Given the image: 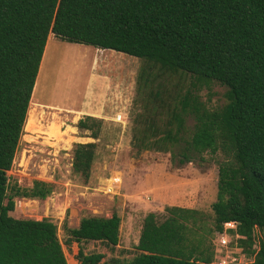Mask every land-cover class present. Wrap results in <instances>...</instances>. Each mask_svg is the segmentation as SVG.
Returning a JSON list of instances; mask_svg holds the SVG:
<instances>
[{
  "label": "trees",
  "instance_id": "16d2710c",
  "mask_svg": "<svg viewBox=\"0 0 264 264\" xmlns=\"http://www.w3.org/2000/svg\"><path fill=\"white\" fill-rule=\"evenodd\" d=\"M49 33L61 40L111 49L142 60L130 145L202 162L218 151L213 226H197L198 210L165 206L147 213L131 257L102 260L84 253L79 264H217L208 235L226 232L243 264H264V0H0V264H67L56 224L15 218L14 198H47L50 182H11V168ZM226 87V102L208 108L202 83ZM194 119L192 131L185 122ZM101 120L77 126L97 138ZM95 143H77L72 169L88 177ZM120 216L63 222L64 243H119ZM233 222L224 229V223ZM197 228L198 232L194 230ZM197 235V236H196ZM126 252V250H122Z\"/></svg>",
  "mask_w": 264,
  "mask_h": 264
},
{
  "label": "rangeland",
  "instance_id": "374dc122",
  "mask_svg": "<svg viewBox=\"0 0 264 264\" xmlns=\"http://www.w3.org/2000/svg\"><path fill=\"white\" fill-rule=\"evenodd\" d=\"M48 36L12 165L6 175L20 186H30L34 180L50 182L53 191L43 200L15 197L10 214L15 218L53 221L67 264H79L76 258L79 246L84 253H103L101 261L131 257L146 214L155 213L157 220L163 218V187L200 180L204 187L191 197L197 201L196 224L211 229V203L216 198L218 166L225 156L218 151L205 154L202 162L180 163L169 153L143 151L135 155L130 137L132 119L141 109L136 81L142 60L115 52L124 61L113 58L108 61L110 64H104L97 57L101 53L99 48L67 42L53 33ZM103 74L104 81L109 78L114 83L123 81V87L120 86L123 102L117 109L99 103L107 91L105 88L99 91L102 94L98 102L91 100L92 94L100 89ZM225 91V86L210 81L202 83L198 93L208 108H216L226 102ZM85 116L102 121L97 138L90 136L91 130L77 126L78 120ZM193 124L194 119L187 117L188 131H192ZM87 142H94L96 147L89 175L84 177L73 171L72 158L75 144ZM113 212L121 218L119 243L115 247L109 248L98 241L72 242L68 246L64 243L63 222L76 227L83 216L106 217ZM216 238L215 232L206 238V244L214 247V261L225 251L235 250L229 247L230 235L227 248L218 246ZM235 255L245 260L243 253Z\"/></svg>",
  "mask_w": 264,
  "mask_h": 264
},
{
  "label": "crops",
  "instance_id": "0c3cea01",
  "mask_svg": "<svg viewBox=\"0 0 264 264\" xmlns=\"http://www.w3.org/2000/svg\"><path fill=\"white\" fill-rule=\"evenodd\" d=\"M45 49V48H44ZM101 53H98L97 57L101 58V62L104 64H110L108 61H111L113 58H116L117 60L120 59L121 63L124 61V59L121 57L119 58V55L116 54L115 50L111 49H100ZM122 53V52H119ZM124 54V53H123ZM127 55V54H126ZM41 64V62H40ZM104 74L101 79V86L99 90H97L95 93L92 94V101L98 102V98L101 96V92H99L101 89L103 90L105 88V92L102 94V101L99 103L101 104H109L111 108L117 109L119 105L123 102V93L120 91V86L123 87V81L118 80L117 83L112 82L111 78L104 81ZM115 84V87H114ZM108 91H111L108 93ZM90 93L91 90L89 91ZM101 93V94H100ZM91 96V94H90ZM95 97V98H94ZM102 106V105H101ZM204 187L203 181H195V183H182V184H168L167 187H163L161 194L163 195V202L164 205L162 206V209H164L165 206H179V207H185V208H196V199H193V195H198V193L201 191V189ZM176 192V194H174ZM160 194V196H161ZM174 194V195H173Z\"/></svg>",
  "mask_w": 264,
  "mask_h": 264
},
{
  "label": "built area",
  "instance_id": "2783aa9c",
  "mask_svg": "<svg viewBox=\"0 0 264 264\" xmlns=\"http://www.w3.org/2000/svg\"><path fill=\"white\" fill-rule=\"evenodd\" d=\"M117 178H114V182H117ZM234 226L233 222H226L224 223V229L227 228H232ZM227 236L228 234L224 231L221 234H218L216 238V240H218L217 245L227 248V244L229 243V241L227 240ZM215 250H217V248H215ZM245 257V256H244ZM239 257H237L234 253H229L227 251H225V254L223 256H218L217 259L215 260V262L217 264H243L245 263L248 259L245 257V260L243 259H238Z\"/></svg>",
  "mask_w": 264,
  "mask_h": 264
},
{
  "label": "bare ground",
  "instance_id": "6f19581e",
  "mask_svg": "<svg viewBox=\"0 0 264 264\" xmlns=\"http://www.w3.org/2000/svg\"><path fill=\"white\" fill-rule=\"evenodd\" d=\"M46 48H47V46H45V49H46ZM38 76H39V74H38ZM28 115H29V118H30V116H31V115H30V110H29V114H28ZM54 138H55V137H54Z\"/></svg>",
  "mask_w": 264,
  "mask_h": 264
}]
</instances>
